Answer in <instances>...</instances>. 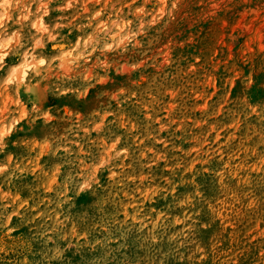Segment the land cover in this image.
<instances>
[{
    "label": "clouds",
    "instance_id": "clouds-1",
    "mask_svg": "<svg viewBox=\"0 0 264 264\" xmlns=\"http://www.w3.org/2000/svg\"><path fill=\"white\" fill-rule=\"evenodd\" d=\"M0 233L264 264V0H0Z\"/></svg>",
    "mask_w": 264,
    "mask_h": 264
},
{
    "label": "rangeland",
    "instance_id": "rangeland-1",
    "mask_svg": "<svg viewBox=\"0 0 264 264\" xmlns=\"http://www.w3.org/2000/svg\"><path fill=\"white\" fill-rule=\"evenodd\" d=\"M29 247L30 242L23 233H0V264H18L20 257Z\"/></svg>",
    "mask_w": 264,
    "mask_h": 264
}]
</instances>
